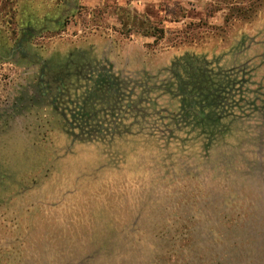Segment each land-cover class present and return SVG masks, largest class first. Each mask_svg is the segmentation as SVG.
I'll use <instances>...</instances> for the list:
<instances>
[{"label": "rangeland", "instance_id": "374dc122", "mask_svg": "<svg viewBox=\"0 0 264 264\" xmlns=\"http://www.w3.org/2000/svg\"><path fill=\"white\" fill-rule=\"evenodd\" d=\"M30 1L0 0V264H264V0Z\"/></svg>", "mask_w": 264, "mask_h": 264}, {"label": "crops", "instance_id": "0c3cea01", "mask_svg": "<svg viewBox=\"0 0 264 264\" xmlns=\"http://www.w3.org/2000/svg\"><path fill=\"white\" fill-rule=\"evenodd\" d=\"M125 1L127 2V0H125ZM130 1H131V4H138V5H141V6H146V4H148V2H151L150 0H130ZM89 2H92V4H93V2H95V1L94 0H89ZM121 2H122V0H120V3ZM30 4H36L35 7L32 9V11H34L33 14H38L39 9H41V8L47 7L48 8V9H46V11H47V10L50 9L49 6L50 7L53 6V3L48 5V6H44L43 3H41L39 0H31ZM35 11H38V12H35ZM41 11L45 12V10H41ZM32 25L33 24H30V26H32Z\"/></svg>", "mask_w": 264, "mask_h": 264}]
</instances>
